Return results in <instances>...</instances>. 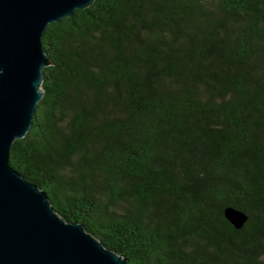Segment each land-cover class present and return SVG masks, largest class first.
I'll return each instance as SVG.
<instances>
[{"label": "trees", "instance_id": "16d2710c", "mask_svg": "<svg viewBox=\"0 0 264 264\" xmlns=\"http://www.w3.org/2000/svg\"><path fill=\"white\" fill-rule=\"evenodd\" d=\"M41 43L9 163L64 222L127 264H264V0H94Z\"/></svg>", "mask_w": 264, "mask_h": 264}, {"label": "water", "instance_id": "95a60500", "mask_svg": "<svg viewBox=\"0 0 264 264\" xmlns=\"http://www.w3.org/2000/svg\"><path fill=\"white\" fill-rule=\"evenodd\" d=\"M94 0H0V264H127L84 227L64 222L47 194L9 163L10 148L29 131L51 64L41 38L48 25ZM236 229L244 212L224 209Z\"/></svg>", "mask_w": 264, "mask_h": 264}]
</instances>
